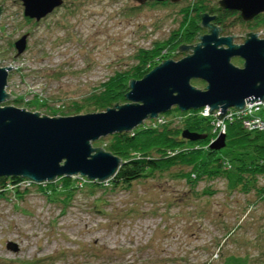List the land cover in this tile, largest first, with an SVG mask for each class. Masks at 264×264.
I'll return each instance as SVG.
<instances>
[{"label": "rangeland", "instance_id": "374dc122", "mask_svg": "<svg viewBox=\"0 0 264 264\" xmlns=\"http://www.w3.org/2000/svg\"><path fill=\"white\" fill-rule=\"evenodd\" d=\"M156 3L66 0L65 7L37 23L26 17L23 0H0L5 9L1 66L14 68L9 92L24 100L4 106L49 117L77 116L70 109L75 103H86L117 73L135 67L142 50L175 43L184 25L195 35L192 43L181 44L196 46V38L207 33L196 30L199 14L216 7L215 0ZM223 21L229 36L248 32L235 18ZM256 31L264 39V22ZM29 33L28 50L19 56L15 43ZM188 55L166 60L179 62ZM192 84L206 88L203 81ZM37 97L49 107H39ZM176 114L173 110L160 116L162 122L148 120L143 127L171 123L181 129L185 117ZM110 137L95 147L106 149ZM218 138L215 134L213 141ZM213 141L203 149H211ZM183 173L192 176L182 179ZM196 176L180 165L131 188L81 190L67 206L63 197L30 183L0 189V264H264V175L255 178L251 190L236 188L226 176L201 181Z\"/></svg>", "mask_w": 264, "mask_h": 264}, {"label": "water", "instance_id": "95a60500", "mask_svg": "<svg viewBox=\"0 0 264 264\" xmlns=\"http://www.w3.org/2000/svg\"><path fill=\"white\" fill-rule=\"evenodd\" d=\"M149 2L181 0H135ZM221 10L237 12L244 22L264 14V0H216ZM27 18L41 22L65 5V0H23ZM0 8V20L4 12ZM202 30L196 46L182 45L178 54L191 53L179 62L163 61L143 80H131L128 104H116L106 112L68 117H49L27 109L4 106L18 97L11 94L13 67L1 66L0 55V179L24 178L37 185L56 183L64 177L88 178L106 183L114 179L124 165L123 159L95 143L119 133H130L169 114L174 108L181 112L222 111V120L230 109L243 112L247 104L264 102V39L260 34H246L243 45L234 44L236 37L221 36L215 25L217 16L200 15ZM199 34V33H198ZM263 34V33H262ZM29 36L17 43L19 56L26 53ZM244 61L243 67L233 63ZM193 80L206 83L201 90ZM183 138L196 142L202 137L185 131ZM227 146L221 135L213 150Z\"/></svg>", "mask_w": 264, "mask_h": 264}, {"label": "trees", "instance_id": "16d2710c", "mask_svg": "<svg viewBox=\"0 0 264 264\" xmlns=\"http://www.w3.org/2000/svg\"><path fill=\"white\" fill-rule=\"evenodd\" d=\"M203 11L210 14L216 13L215 9L203 8ZM228 15L230 16L232 13H228ZM198 18L201 25L200 14ZM200 25L196 27V30L204 32L199 27ZM217 25L221 26L220 23ZM223 33L228 35L227 32ZM194 35L191 25L186 24L181 29L179 39L175 43L172 41L161 43L154 51L142 50L138 56L139 63L135 67L129 71L117 73L103 85L99 93L94 94L86 103H75L70 108L71 112H77L76 115L84 113L83 111L87 114L106 112L108 109L114 108L116 104L128 102L126 95L131 90V80L145 78L161 62L177 58L179 54L176 52L183 45L181 43H192ZM166 49L167 53L163 54L162 52ZM234 63L239 64L240 62ZM36 101L41 104L39 107H49L48 101L42 100L40 97H37ZM14 102L21 104L24 100L17 98ZM173 110L177 111L176 115L185 117L184 127L181 129H174L171 127V123H167L155 129L142 126L134 132L119 133L110 137L111 142L106 145V150L124 161L119 173L110 182L102 184L92 182L88 178H82V181L75 177H64L56 183L37 185L24 178H2L0 179V189L8 191L11 187L20 188L30 183V186L40 188L43 192L63 197V202L67 206L74 193L81 190L97 193L109 190V187L113 190L131 188L135 183L149 178L156 172H163L180 165L192 168V172L197 175L196 179L199 181L226 176L229 181L234 179L236 188L243 185L246 190H251L255 178L264 175V131H249L241 121L230 122L227 124L226 151L204 150L203 147L207 146L208 148L214 139L215 117H203L201 111L183 113L178 108ZM51 112L55 113L54 110ZM184 130H190L192 133L200 135L202 139L196 142L187 141L183 138ZM185 175L192 176L191 173H183L181 178H185ZM189 180L191 181L192 178ZM260 195L264 200V192Z\"/></svg>", "mask_w": 264, "mask_h": 264}, {"label": "built area", "instance_id": "2783aa9c", "mask_svg": "<svg viewBox=\"0 0 264 264\" xmlns=\"http://www.w3.org/2000/svg\"><path fill=\"white\" fill-rule=\"evenodd\" d=\"M209 110L210 109L208 107L201 110V115L203 117H211V116L215 117V121L213 123V126L215 125L214 133L218 137H220L221 135H226L227 124L234 121H241L243 126L249 131H261V132L264 131V102L257 104L256 103L247 104L243 112L238 111L236 109H230L227 115L222 120H219L217 118L222 114V111L219 110L214 114H210ZM156 120L162 122V117H159Z\"/></svg>", "mask_w": 264, "mask_h": 264}, {"label": "flooded vegetation", "instance_id": "af4514ba", "mask_svg": "<svg viewBox=\"0 0 264 264\" xmlns=\"http://www.w3.org/2000/svg\"><path fill=\"white\" fill-rule=\"evenodd\" d=\"M216 1V0H215ZM215 4H216V2H215ZM66 6V0H65V5L63 6V7H65ZM25 7V6H24ZM62 7V8H63ZM58 10V9H57ZM56 10V11H57ZM215 10H216V13L215 14H211V15H213V16H217V20L214 22V24L215 25H217V23H220L221 24V26H219L221 29H222V33H221V36H229V35H226V34H224L223 32H227L226 31V29H227V25H226V23L223 21L224 20V17H226V16H229L228 15V13H232V15H230L229 17H232V18H235V20H241V21H237L238 23H239V25L240 26H242L243 28H247V31L248 32H246L244 35H246V34H251V33H253V34H260V33H257V29H258V26H260L261 24H262V22H264V14H261V15H259L258 17H256L254 20H252V21H250V22H244L243 20H242V18H241V16H240V14L239 13H237V12H232V11H226V10H221L220 8H219V6L216 4V7H215ZM55 11V12H56ZM54 12V13H55ZM28 20H30V21H34V22H37V23H40L39 21H37V20H34V19H30V18H28ZM43 21V20H42ZM242 22V23H241ZM218 26V25H217ZM205 33V32H204ZM208 33V32H207ZM206 33V34H207ZM27 35V34H26ZM26 35H24V36H26ZM205 35V34H204ZM244 35H242V36H244ZM23 36V37H24ZM28 36H29V40H30V37H31V34L29 33L28 34ZM242 36H240V37H236V39L234 40V44H236V41H241V43H239V44H236V45H242V44H244L245 42H246V40H247V38L246 37H242ZM260 38L262 39V37H261V35H260ZM264 38V37H263ZM17 43H18V41L15 43L16 44V48H17ZM235 60V59H234ZM237 61H239L240 62V66L241 67H243V65H244V61L243 60H241V59H236Z\"/></svg>", "mask_w": 264, "mask_h": 264}, {"label": "bare ground", "instance_id": "6f19581e", "mask_svg": "<svg viewBox=\"0 0 264 264\" xmlns=\"http://www.w3.org/2000/svg\"><path fill=\"white\" fill-rule=\"evenodd\" d=\"M250 104V103H249Z\"/></svg>", "mask_w": 264, "mask_h": 264}]
</instances>
